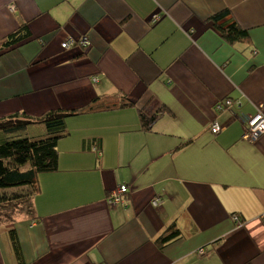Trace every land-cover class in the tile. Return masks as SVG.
<instances>
[{
  "label": "crops",
  "instance_id": "crops-1",
  "mask_svg": "<svg viewBox=\"0 0 264 264\" xmlns=\"http://www.w3.org/2000/svg\"><path fill=\"white\" fill-rule=\"evenodd\" d=\"M226 10L218 25L249 42L222 37L212 17ZM23 25L30 38L0 49V119L116 92L136 106L66 119L33 215L0 224V264H20L12 232L23 264H264V136L244 140L264 114V0H0V45ZM82 36L87 50L62 47ZM160 110L143 129L140 111ZM120 186L125 203L110 205Z\"/></svg>",
  "mask_w": 264,
  "mask_h": 264
},
{
  "label": "trees",
  "instance_id": "trees-1",
  "mask_svg": "<svg viewBox=\"0 0 264 264\" xmlns=\"http://www.w3.org/2000/svg\"><path fill=\"white\" fill-rule=\"evenodd\" d=\"M229 11H223L212 17L217 30L230 44L249 42L250 34L236 24L231 26L218 25L228 17ZM28 26H21L16 32L7 36L0 45L1 50L12 48L30 38ZM72 48H83L75 45ZM71 49V48H70ZM129 106H136L128 97L120 92L112 96L94 100L83 110L76 112H64L53 110L44 114L39 119H32L25 114H15L0 119V191H10V196L0 198L4 203H17L21 200H30L38 191V177L40 174L53 172L58 169V142L66 136V119L86 112L99 110H118ZM99 109V110H98ZM163 112L160 110L155 115L148 117L140 111V119L143 129L150 130L151 125ZM42 124L46 128V135L42 137H27L23 133L31 125ZM11 239L16 257L23 264L22 252L18 238L11 233ZM181 237L176 227H170L168 231L157 240L162 248L170 242Z\"/></svg>",
  "mask_w": 264,
  "mask_h": 264
},
{
  "label": "built area",
  "instance_id": "built-area-1",
  "mask_svg": "<svg viewBox=\"0 0 264 264\" xmlns=\"http://www.w3.org/2000/svg\"><path fill=\"white\" fill-rule=\"evenodd\" d=\"M155 19H157V16L155 17ZM75 45H79L83 48H87L91 45V42L87 36H82L78 40H73V39L68 40L67 42L62 44V47L64 49H70ZM226 105L231 106L232 102L227 101ZM221 108H222V105L220 104L217 107V109L220 110ZM210 131L213 134H219L222 131V128L218 123L214 122V124L210 126ZM262 136H264V114L259 111L254 117L248 120L246 129H245L244 140L248 142H255ZM128 194H129V187L120 186L118 190H116L113 194H111L110 198L108 199L109 204L110 205L124 204L127 199ZM153 205L157 206L158 201L155 200L153 202ZM235 220H237V218H235ZM198 255L202 257L204 255V251L203 250L198 251Z\"/></svg>",
  "mask_w": 264,
  "mask_h": 264
},
{
  "label": "rangeland",
  "instance_id": "rangeland-1",
  "mask_svg": "<svg viewBox=\"0 0 264 264\" xmlns=\"http://www.w3.org/2000/svg\"><path fill=\"white\" fill-rule=\"evenodd\" d=\"M10 191H0V198L10 196ZM33 215L31 210V199L21 200L17 203H4L0 201V224L14 222L16 220Z\"/></svg>",
  "mask_w": 264,
  "mask_h": 264
}]
</instances>
